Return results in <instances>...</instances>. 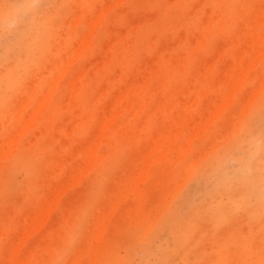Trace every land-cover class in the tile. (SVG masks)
<instances>
[{
	"label": "rangeland",
	"instance_id": "374dc122",
	"mask_svg": "<svg viewBox=\"0 0 264 264\" xmlns=\"http://www.w3.org/2000/svg\"><path fill=\"white\" fill-rule=\"evenodd\" d=\"M0 264H264V0H0Z\"/></svg>",
	"mask_w": 264,
	"mask_h": 264
},
{
	"label": "bare ground",
	"instance_id": "6f19581e",
	"mask_svg": "<svg viewBox=\"0 0 264 264\" xmlns=\"http://www.w3.org/2000/svg\"><path fill=\"white\" fill-rule=\"evenodd\" d=\"M28 5H29V2H28ZM16 13H17V10L11 15V16H9V17H7L5 20L9 23L11 20H14L15 19V15H16ZM13 18V19H12ZM263 37V36H262ZM86 40V39H85ZM86 42V41H85ZM263 52V51H262ZM76 54H77V52H76ZM77 56V55H76ZM263 57V56H262ZM259 58V57H258ZM258 62L260 61V59L259 60H257ZM256 63V62H255ZM254 63V64H255ZM260 63V62H259ZM66 72V71H65ZM240 78H241V75H240ZM229 95V94H228ZM232 95H233V93H232ZM45 107V106H44ZM43 107V108H44ZM39 109H40V107H38ZM37 108V109H38ZM43 110V109H42ZM42 110H38L39 112L40 111H42ZM38 111L36 110V113H38ZM39 114H41V113H39ZM38 115V114H37ZM27 117V116H26ZM38 117H40L39 115H38ZM38 117H36V119H38ZM28 124H29V122H28ZM25 125H26V123L23 125V128L25 129ZM28 126V125H27ZM26 126V127H27ZM30 126V125H29ZM110 126V125H109ZM24 129H22L21 128V130H24ZM27 129V128H26ZM21 132V131H20ZM22 133V132H21ZM20 136V135H19ZM22 136V135H21ZM14 138H16V141H18V138L19 137H14ZM13 139V138H12ZM12 139H11V141L10 142H12ZM9 140V139H8ZM7 140V141H8ZM15 139H13V141H14ZM9 142V141H8ZM18 142H16V144H17ZM12 144V147H13V143H11ZM10 145V144H9ZM9 147V146H8ZM255 171H256V168H255V165L253 164L252 165V161L251 160H245V161H243V163L241 164V166H240V181L242 182V184H243V187L245 188V189H255V188H257L258 186H259V180H258V177H256V175H254L255 174ZM245 203V202H244ZM240 206H242V205H240ZM259 213H260V211H259ZM40 224V223H39ZM38 224V225H39Z\"/></svg>",
	"mask_w": 264,
	"mask_h": 264
}]
</instances>
